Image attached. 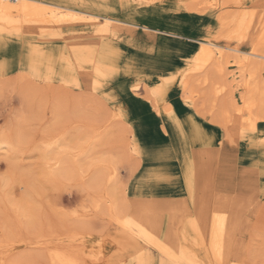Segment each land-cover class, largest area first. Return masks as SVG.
Listing matches in <instances>:
<instances>
[{"label": "bare ground", "instance_id": "6f19581e", "mask_svg": "<svg viewBox=\"0 0 264 264\" xmlns=\"http://www.w3.org/2000/svg\"><path fill=\"white\" fill-rule=\"evenodd\" d=\"M192 4L200 10L206 5H221L222 10H227L218 16L221 32L236 35L239 43L232 46L221 43L216 40L217 36L216 39L189 38L192 44L182 60L170 69L158 64L157 69L150 71L124 54L116 37L129 35L134 28L180 35L61 1L0 0V31L7 32L16 26L18 37L25 39L35 28L46 34L44 41H49L24 45V63L49 70V74L61 76L67 83H76L80 76L91 89L101 86V78L112 74L132 76L130 91L146 98L152 96L153 103L176 125L183 159H177V168H153L136 183L133 194L126 197L127 202L119 196L115 164L103 157L104 152L102 157L96 155L93 141L98 134L81 126L63 131L54 124L41 139L33 140L41 166L48 170V178H54L55 182V178L87 180L82 190L100 193L101 199L91 201L82 209L94 214L108 210L114 223L110 230L113 251L133 255L134 264H244L243 256L249 250L247 235L258 211V199L264 197V168L241 166L237 176L230 175L231 169L223 158V139L192 113L176 116L168 100L174 88L182 91L193 104L198 100L208 101L212 114L219 106L224 125L232 121L231 112H234V121L242 129L256 131L257 122L264 117L259 114L264 112V13L247 9L242 0H193ZM229 6H235L236 10L228 12ZM69 32L78 33L76 41L60 51L50 45L53 44L51 39L64 38ZM111 34L115 35L114 39L103 40ZM89 35L93 38H82ZM241 42H246L250 48L243 49ZM152 73L157 78L156 83L152 82ZM233 81L242 89L239 96L232 94ZM105 95L111 96L125 111L122 105L125 99L117 91L112 89ZM77 106L72 117L89 119L90 114L80 107L76 109ZM53 113L56 122L65 119L59 103L54 105ZM242 129L234 137L228 135L227 140L232 142L236 137L248 141L255 150H264V138L258 141V137H247ZM26 143L21 132L0 133V156L8 161L10 158L6 155L20 156L25 152ZM166 153L160 151L156 155L164 158ZM8 182V177L0 178V190H4ZM34 193L33 185L21 188L18 195L29 201ZM17 197L5 196L2 200L10 204L25 226L33 225L36 212ZM82 224L79 221V225ZM44 256L48 264H103L98 260L88 262L85 257L56 246L48 247Z\"/></svg>", "mask_w": 264, "mask_h": 264}, {"label": "rangeland", "instance_id": "374dc122", "mask_svg": "<svg viewBox=\"0 0 264 264\" xmlns=\"http://www.w3.org/2000/svg\"><path fill=\"white\" fill-rule=\"evenodd\" d=\"M53 1L66 2L102 15L167 29L180 35L170 36L134 28L129 35L121 34L122 36L116 37L115 41L123 53L132 56L137 63L147 66L150 71H154L159 65L170 69L175 62L182 60L186 50L192 44L189 38L217 36L215 39L221 43L231 46L239 43L236 35L231 36L221 32L223 28L218 22L219 14L227 11L222 10L221 5L216 7L206 5L200 10L192 4L193 0ZM242 1L247 9L264 13V0ZM229 7L228 12L236 10L235 6ZM17 34L16 26H12L7 32L0 31V133L16 135L21 132L27 143L24 154L20 156L6 155L10 158L9 161L0 156V178L8 177L10 182L4 190L3 188L0 190L2 195L0 198V262L48 264L47 260H44L46 259L44 253L48 247L56 246L71 250L85 257L88 262L98 260L103 264H134L133 255L113 251L110 230L114 223L111 214L107 213L108 210L95 211L94 214V211L88 213V210L82 209L91 201L101 199L100 193L82 190L87 180L71 179L68 182L62 178H55V182L54 178H48V170L41 166V161L37 157L38 152L35 151L33 144L41 139L54 124L63 131L69 130L70 127L81 126L94 135L98 134L93 141L96 155L102 157L104 152L103 157L115 164L119 179L120 195H118L121 196L122 201L127 202L126 197L133 194L136 183L145 178L153 168L165 166L177 168V159H183V146L177 134L176 125L171 117L153 103L152 96L146 98L141 95V97L130 91V85L134 81L132 76L112 74L101 78V86L91 89L83 83L80 76L76 83H67L61 76L49 74V70H42L24 63L22 58L24 45L38 41L44 44L49 41H44L46 34L35 28L27 33L25 39L19 38ZM217 34L220 36L218 37ZM77 35L78 33L69 32L64 35V38L51 39L53 44L50 45L60 51L68 43L76 41ZM40 37L44 38L40 40ZM82 38L93 37L89 35ZM114 38L115 35L111 34L103 37V40ZM240 45L246 50L250 48L246 42H241ZM151 76L152 82L156 83L155 75L152 73ZM235 83V81L231 83L232 94L239 96L242 89ZM112 89L125 99L122 104L125 111L111 96L105 95L106 91ZM169 97L168 100L176 116L192 113L206 128L215 130L223 139V158L231 169L230 175L237 176L241 166L258 165V168H264L263 149L255 150L248 145V141L238 140L236 137L232 142L227 140L228 135L234 137L242 129L234 121V112H231L232 121L224 125L219 116V106L212 114L209 112L208 101L203 103L198 100L196 104H193L182 91L174 90V88ZM56 103L60 104L61 110L65 113V119H60L58 122L53 113ZM75 105H78L76 109L81 108V111L87 115L90 114L88 116L90 118L72 117ZM259 114L264 116L262 111ZM256 126V131L242 129V132L247 137L253 139L258 137V141H262L264 117L259 119ZM160 151L167 152L164 158H158L156 155ZM175 154L178 155L177 158L174 157ZM33 185L36 193L29 201L18 195L21 188L27 189ZM5 196H18L20 202L26 201L27 203H24L32 207L34 213L36 212L34 224L25 226L17 213L11 210L10 204L5 199L2 200ZM83 219L86 220V224ZM79 221L83 224L79 225ZM247 242L249 250H246L243 256L244 264H264V197L258 199V211L247 235Z\"/></svg>", "mask_w": 264, "mask_h": 264}]
</instances>
